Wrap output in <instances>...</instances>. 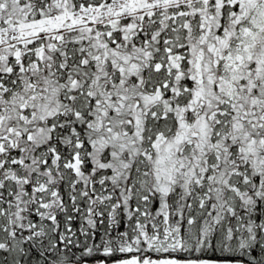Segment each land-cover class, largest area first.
I'll use <instances>...</instances> for the list:
<instances>
[{
    "label": "snow or ice",
    "instance_id": "obj_1",
    "mask_svg": "<svg viewBox=\"0 0 264 264\" xmlns=\"http://www.w3.org/2000/svg\"><path fill=\"white\" fill-rule=\"evenodd\" d=\"M0 264H264V0H0Z\"/></svg>",
    "mask_w": 264,
    "mask_h": 264
}]
</instances>
